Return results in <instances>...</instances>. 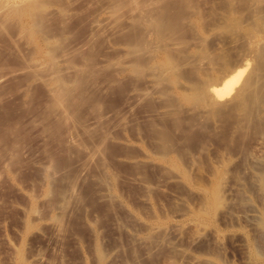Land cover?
I'll list each match as a JSON object with an SVG mask.
<instances>
[{
  "label": "rangeland",
  "instance_id": "obj_1",
  "mask_svg": "<svg viewBox=\"0 0 264 264\" xmlns=\"http://www.w3.org/2000/svg\"><path fill=\"white\" fill-rule=\"evenodd\" d=\"M262 47L264 0H0V264H264Z\"/></svg>",
  "mask_w": 264,
  "mask_h": 264
},
{
  "label": "bare ground",
  "instance_id": "obj_2",
  "mask_svg": "<svg viewBox=\"0 0 264 264\" xmlns=\"http://www.w3.org/2000/svg\"><path fill=\"white\" fill-rule=\"evenodd\" d=\"M263 49H264V47H262ZM260 49V48H259ZM257 52H259V51H257ZM261 53H264V51L263 50H260V54ZM263 57V56H262ZM261 58V57H260ZM261 66H263V65H261ZM235 72V71H234ZM240 74V73H239ZM229 76V75H228ZM228 76H227V78H228ZM250 81V80H249ZM254 81V80H253ZM251 83H253V82H251ZM248 84V83H247ZM246 84V85H247ZM250 84V83H249ZM248 86V85H247ZM246 87V86H245ZM264 88V87H263ZM246 89V88H245ZM243 90V89H242ZM202 96V95H201ZM252 96V95H251Z\"/></svg>",
  "mask_w": 264,
  "mask_h": 264
}]
</instances>
